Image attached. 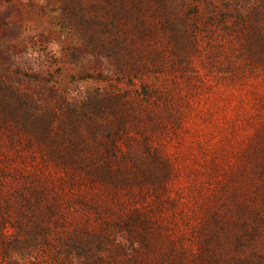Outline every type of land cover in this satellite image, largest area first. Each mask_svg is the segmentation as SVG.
<instances>
[{"label":"rangeland","instance_id":"374dc122","mask_svg":"<svg viewBox=\"0 0 264 264\" xmlns=\"http://www.w3.org/2000/svg\"><path fill=\"white\" fill-rule=\"evenodd\" d=\"M206 1L213 19H243L234 32L209 26L185 48L162 30L146 36L168 11L185 18ZM263 10L264 0H0V89L15 101L0 107V167L31 172L0 171V264H132L146 249L150 261L198 264L202 222L264 157V64L235 38ZM114 42L134 63L100 65ZM87 98L109 105L99 119L120 126L113 138L88 128ZM144 161L163 178L139 180ZM256 239L241 254L258 264L264 229Z\"/></svg>","mask_w":264,"mask_h":264},{"label":"trees","instance_id":"16d2710c","mask_svg":"<svg viewBox=\"0 0 264 264\" xmlns=\"http://www.w3.org/2000/svg\"><path fill=\"white\" fill-rule=\"evenodd\" d=\"M205 12H209V16L202 19ZM169 11L166 19H159L155 24H150L146 28V36L152 38L158 31L162 30L168 33V38L173 42L176 47L185 48L188 43L200 37L202 32L207 30L209 26L214 25L213 31H222L226 35L234 32V29L239 26L243 19L235 17V19H213L214 15L218 14V9L211 2L206 1L204 8H195L190 12V16L171 17ZM235 15H239V11H235ZM230 21V22H229ZM91 41H95L94 36L89 35ZM239 52L246 59L247 62L252 64H264V10L258 12L253 19H249L245 23V31L241 36L235 37ZM110 44L108 48L107 58L100 59V65L103 66L106 62L122 69L126 63H134V58L129 61L128 57L124 55L119 42ZM76 55L74 54L73 57ZM135 65V64H134ZM133 65V66H134ZM11 95V94H10ZM15 103L14 100L7 95L4 89H0V107H11ZM103 104V105H102ZM87 108L92 109L88 115V128L95 132H100L108 129L113 138L115 133L120 129V126L109 121L101 119L106 118V111L110 110L109 105L101 98V101H93L87 98ZM12 109H15L14 107ZM99 117H101L99 119ZM147 143V138H145ZM110 146H115L114 141L110 139ZM149 147L148 144L144 145ZM150 160L153 162L158 158L157 153H148ZM151 163V162H150ZM150 163L144 161L138 168V179L148 183H155L158 179L163 177L157 173L155 167ZM6 167V166H3ZM0 167L1 172L14 171L17 174L26 175L31 174L26 168L22 167ZM97 178L100 177L98 169L89 173ZM245 189V190H243ZM221 207L215 208L209 212L207 218L202 222V230H206V236L201 242L200 262L198 264H256V261L251 256L255 254H241L243 247L246 243H256V234L259 230L264 229V157L258 161L253 167L250 185L245 188H239L235 191L230 200H225ZM231 243L234 247L233 253L230 254L224 247L226 242ZM215 241L217 246L213 250L210 243ZM68 248L79 250L80 247L76 243H70ZM167 255L160 253L158 258L154 261L148 260L149 249H146L144 254H140L132 264H184L182 261L176 259H166ZM258 264H264V260Z\"/></svg>","mask_w":264,"mask_h":264}]
</instances>
